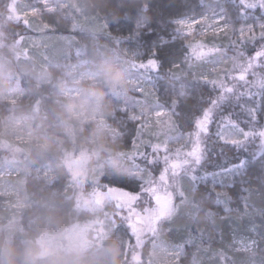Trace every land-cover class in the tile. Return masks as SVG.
I'll return each instance as SVG.
<instances>
[{
    "label": "snow or ice",
    "instance_id": "6c2138e0",
    "mask_svg": "<svg viewBox=\"0 0 264 264\" xmlns=\"http://www.w3.org/2000/svg\"><path fill=\"white\" fill-rule=\"evenodd\" d=\"M20 3L36 11L41 21L45 14L54 16L65 9L64 0ZM207 3L203 15L175 21L173 39L181 41V50L164 77L170 87L165 96L153 83L160 73L155 50L141 58L123 46L127 37L108 31L106 21L97 20L91 29V34L102 31L105 40L129 60L133 85L129 96L116 98L111 117L131 170L122 178L103 175L97 187L116 208V231L130 249L139 239L164 232L178 264H264V185L253 186L246 179L245 159H230L232 149H251L253 158L264 162V19L249 22L257 9L264 16V0H230L235 16L221 0ZM142 4L137 9H147L149 0ZM64 19L72 20L63 26L68 35L57 36V26L47 22L25 19L20 39L28 49L39 50L44 61L54 59V41L68 46L69 61L73 56L87 57V47L75 34L89 27L91 20H77L66 11ZM143 27L138 22L132 36ZM27 29L38 35L28 36ZM227 52L238 54L230 70L220 59ZM189 82L203 86L198 95L189 94ZM237 181L240 204L233 206L227 188ZM202 183L207 191L200 193ZM193 191L200 193V200L190 205ZM224 224H243L247 234L237 236L233 231L226 242Z\"/></svg>",
    "mask_w": 264,
    "mask_h": 264
},
{
    "label": "trees",
    "instance_id": "16d2710c",
    "mask_svg": "<svg viewBox=\"0 0 264 264\" xmlns=\"http://www.w3.org/2000/svg\"><path fill=\"white\" fill-rule=\"evenodd\" d=\"M12 1L14 0H0V76L7 78V86L17 87L20 95L14 103L0 98V174L9 167L19 170L17 175L10 177V181L14 180L15 189L26 197L27 205L12 218L9 215L10 207L4 205L5 197L0 195V218H10L9 222L0 224V239L11 240L20 249L26 244H31L39 253L38 264H46L49 252H41L40 238L45 235L55 237L74 220L91 216V213L88 214L85 209L76 205L74 187L70 186L67 189L72 177L65 164L67 158L78 157L85 167L87 157L80 143L90 131L85 129L76 133L57 130L55 111L59 104L56 102V95L70 82L73 64L84 60L93 64L101 55L120 52L105 40L102 31L91 34V30H82L75 34V39L81 46L87 47V57L77 59L73 56L70 61L67 60L69 53L65 44L48 65L38 69L32 65H25L23 64L25 59L19 49L20 28L23 29V22L9 17ZM64 4L63 11H57L54 16H44V19L49 24L57 26V29L67 24V20L64 19L65 11L70 16L76 14L98 16L108 23L110 33L127 37L122 41L123 46L141 54L139 55L141 58L148 57L155 50L160 73L154 78L153 83L161 96L170 92L167 79L164 78L167 69L180 57L181 41L173 39L175 21L183 16L203 15L210 6L207 0L204 3L201 0H149L147 9H137L139 4L135 3V0H64ZM221 5L235 16V7L230 0H221ZM254 17L264 19L259 9L249 18V22H253ZM138 22H142L144 27L139 35L133 37L132 32ZM26 34H32V30L27 29ZM202 87L196 82H189L187 90L191 96H196ZM106 98L112 100L110 103L112 112L108 114L110 118L114 113L116 98L112 95ZM20 116L28 120L24 123L26 130L36 136V146L30 150L12 148V141L14 142L12 121ZM128 126L131 127V123ZM53 133H56L55 149L42 151L46 147L44 141ZM230 151V159L235 161L243 158L247 161L246 179L253 186L264 185V162L259 157L254 159L251 149ZM46 167L51 168L55 173L48 179L41 174ZM103 175L112 176L106 167H100L91 175H87L84 184L97 187ZM198 191L206 192V184H200ZM227 191L233 197V206H238L241 195L240 183L234 182ZM114 213L105 215L100 224L102 230L93 242H103L104 237L116 238ZM47 216L50 223L46 225ZM256 223H261L259 218ZM245 227L243 224L240 226L224 224L221 228L223 238L226 242H230L233 231L237 236L247 234ZM219 238L218 235L217 239ZM57 239L62 244L70 245L72 235L69 238L58 236ZM156 241V245L168 244L164 232L159 233ZM119 243L121 264H130L127 242L119 241ZM189 251L191 252V249Z\"/></svg>",
    "mask_w": 264,
    "mask_h": 264
},
{
    "label": "rangeland",
    "instance_id": "374dc122",
    "mask_svg": "<svg viewBox=\"0 0 264 264\" xmlns=\"http://www.w3.org/2000/svg\"><path fill=\"white\" fill-rule=\"evenodd\" d=\"M54 2L55 0H49V3ZM27 3L31 5L32 0H27ZM9 10V17L13 20H20L24 22L25 19H28L33 21L34 23H48V21L45 19L41 21L36 11L25 9L22 3H20V0L12 1ZM46 15L47 14H45V16ZM71 17H75L80 21H85L86 19L91 20L90 26L83 30L94 29L97 26V20L105 21L101 17L87 16L84 14H76ZM185 17L189 16H183L178 19H182ZM71 23L72 20L69 19L67 20L66 25L70 26ZM61 33L64 35H68V32L64 31L63 27L57 29L56 35L59 36ZM51 34L52 33L49 32V35ZM37 35L38 33L32 31V34L28 36ZM53 43L54 47L51 49V55L54 58L56 54L60 52L65 43L62 41H54ZM19 49L25 59L23 61V64L25 65H32L38 69L42 66L48 65L53 61V59L50 61H44L39 55V50L28 49L27 44L21 39L19 41ZM71 73L72 76L70 78V82L59 93H57L56 102L59 105L61 103H64L65 107L69 112L72 113L75 120L82 124L81 130L89 129V131H91V129L95 127L97 129H103L109 135L116 137L114 135L111 122L112 115L109 118L108 113H105L100 109H89L88 111L73 112V103L75 99L80 96L81 84L85 81H92L94 79L93 64H90L86 60L75 63L71 68ZM19 95L20 91L15 86H6L5 88L0 90V98L5 101L14 103ZM106 100L108 103H112V100H108L107 98ZM114 106H116L115 101ZM25 122H28V120L21 116L12 121V140H14V142L12 141L13 149L16 148L30 150L36 146V136L31 131L26 130V125H24ZM65 164L72 177V182L67 185V189L70 186L74 187L76 205L80 208L85 209L88 214L91 213V216L89 215L87 218H83L81 220H74L55 237L53 235L42 236V238H40V250L42 253L49 252L50 248L53 245L62 244L57 239L58 236H60L61 238H69L72 235L70 245L87 246L96 239L98 233H100V230H102L100 224L102 223L105 215H111V213L116 212V208L108 203V196L106 194L99 191L98 187L94 185L84 184V182L86 181L85 178L88 177L87 175L89 174H86L85 167L82 166L80 160H78V157L67 158L65 160ZM18 171L19 170L16 168L9 167L0 174V195L5 197L4 205H7V208L10 207L11 211L9 215L12 218L17 216L27 205L26 197L22 196L15 189L14 180L10 181V177H14V175H17ZM41 174L43 177L48 179L55 173L51 168L46 167L42 170ZM112 198L115 199V196H113ZM9 221L10 218H0V224H4ZM45 223L46 225L50 223L49 216H47V218L45 219ZM158 235L159 233H157L154 237L149 236L143 239H139L133 248H129L130 264H145V255L147 254L150 247H163L171 252L168 244L156 245V237ZM115 236L119 241L127 242L126 238L122 237L119 232H116ZM64 244L65 243H63L61 246H63Z\"/></svg>",
    "mask_w": 264,
    "mask_h": 264
},
{
    "label": "clouds",
    "instance_id": "9594fccd",
    "mask_svg": "<svg viewBox=\"0 0 264 264\" xmlns=\"http://www.w3.org/2000/svg\"><path fill=\"white\" fill-rule=\"evenodd\" d=\"M143 6L142 0H135ZM223 65L229 70L238 59V54L227 52L220 57ZM130 62L121 53L104 54L93 63L94 79L81 84L80 96L73 103V112L100 109L105 113L112 112V106L106 102L108 95L123 99L131 94ZM62 84V81H61ZM7 86V78L0 76V89ZM57 130L78 133L82 124L75 120L64 103L55 111ZM56 133L47 138L46 147L42 151L55 149ZM86 153L85 172L91 175L96 169L106 167L112 176L126 177L131 166L125 155L123 141L109 135L103 129L93 127L87 137L80 143ZM259 194V193H258ZM200 200V193H190L189 204ZM39 253L31 245L26 244L23 249L18 248L11 240L0 239V264H38ZM46 264H121L120 243L116 238H103V242H92L87 246L53 245L48 253ZM145 264H177L174 253L163 247L149 248L145 255Z\"/></svg>",
    "mask_w": 264,
    "mask_h": 264
}]
</instances>
